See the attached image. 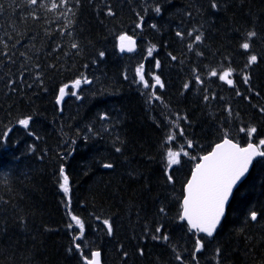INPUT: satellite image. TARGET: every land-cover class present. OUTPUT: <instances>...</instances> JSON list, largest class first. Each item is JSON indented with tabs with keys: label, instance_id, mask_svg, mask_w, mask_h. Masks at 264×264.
I'll return each instance as SVG.
<instances>
[{
	"label": "trees",
	"instance_id": "16d2710c",
	"mask_svg": "<svg viewBox=\"0 0 264 264\" xmlns=\"http://www.w3.org/2000/svg\"><path fill=\"white\" fill-rule=\"evenodd\" d=\"M120 1L67 0L61 5L60 0H38L29 5L27 0H0V264H84L68 228L67 197L59 187L62 165L70 182L71 213L85 225L82 239L75 241L84 256L101 250L103 264H180L175 258L180 254L186 264H196L195 238L179 220L183 187L194 162L225 132L243 144L248 138L239 129L255 126L253 138L264 139V113L259 111L264 107V59L246 69L249 54L239 46L255 29L252 53L264 57V0H218V10L211 8L210 0H137L134 8L129 0L124 6ZM95 2L116 8L117 15L106 14L97 27L80 14L79 27L72 33L62 30L63 17L85 5L93 14ZM139 6L144 17L140 28V18L133 21ZM156 6L161 8L159 15ZM39 18L43 25L61 22L56 30L63 47L57 52L47 48L50 33L35 24ZM177 31L184 33L183 38ZM124 33L138 38V51L132 55L118 53L117 39ZM200 33L202 41L195 42ZM73 43L78 47L72 48ZM153 45L149 57L147 50ZM38 53L46 59L47 72H37ZM141 64L150 85L153 75L164 83L163 89L154 90L159 100L138 82L136 69ZM229 67L234 69L230 78L235 87L209 75ZM30 72L29 78L21 79V73ZM245 74L250 76L248 84ZM81 75L92 83L75 89L79 98L69 95L60 111L59 88ZM104 114L108 118L100 119ZM28 116L32 120L25 128L19 120ZM169 134L174 140L166 143ZM181 146L189 155L182 154L181 163L170 170L174 181L170 183L166 152L169 147L180 151ZM105 163L114 167L104 168ZM169 203L173 205L167 211ZM251 211L258 213L257 221H251ZM106 219L113 226L111 236L102 224ZM158 222L169 241L151 238ZM94 225L101 235L96 233L95 243L84 246ZM203 239L199 264H264V157L235 191L216 236Z\"/></svg>",
	"mask_w": 264,
	"mask_h": 264
},
{
	"label": "snow or ice",
	"instance_id": "6c2138e0",
	"mask_svg": "<svg viewBox=\"0 0 264 264\" xmlns=\"http://www.w3.org/2000/svg\"><path fill=\"white\" fill-rule=\"evenodd\" d=\"M67 2V0H60V4L63 5ZM79 0H77V3ZM29 5H36L38 0H27ZM210 6L213 10H218L220 5L218 0H210ZM52 9H56L58 4L53 2L51 5ZM3 11V5H0V12ZM156 14L161 13V8L156 6L154 8ZM107 15H115L112 8L109 6L107 9ZM190 15V13H189ZM36 18V17H34ZM144 17H140V23L137 24V27L140 28L143 26ZM151 27L155 28L156 25L153 24ZM176 35L178 37L183 38L184 33L177 31ZM188 36H192V33H187ZM258 33L253 29L252 31L247 32L246 38L243 42L240 43V48L248 53L247 62L245 63V68L250 69L254 64H257L259 60L264 59V57H259L256 54L252 53V41L256 38ZM203 37V33L197 34L195 36V42H201ZM119 40V49L121 52H133L136 47V41L132 36L127 34H122L118 37ZM19 43V41H17ZM15 45H13L14 47ZM7 47V44H5ZM78 45L76 43L72 44V48H77ZM189 50H192V44L188 45ZM155 46L149 47L147 50V54L149 57L152 56ZM198 55H202V53H197ZM3 55L7 56V53H3ZM20 55H24L21 53ZM100 57L104 56V52H101ZM11 59V57H9ZM172 59L175 60L176 57L172 56ZM156 67L159 68L160 62L156 60ZM234 69L231 67L224 70L222 73L218 75V72L214 69L209 75L211 77H217L222 82H225L230 87H235L234 80L230 77L233 75ZM137 76L139 77V83L143 84V87L148 89L151 88L152 97L156 100H159L160 97L156 95L155 89L157 86L159 88H164V83L161 81L159 75H153L154 83L149 84L148 80L145 79L144 75V65L141 64L136 69ZM21 78H23V73H21ZM39 79V76H37ZM243 81L245 84H248L250 81V76L245 74L243 76ZM196 82L203 84L200 76H196ZM10 84H14L15 81H10ZM90 84L92 83L87 77L81 75L80 78L75 79L71 85L64 84L59 88V95L57 96L56 103L60 104L65 95L77 96V92L75 89H79L81 84ZM31 87V85H29ZM73 89L70 93L66 90ZM189 85L184 84V88L188 89ZM15 90L14 88L12 89ZM237 95H241V93L237 90ZM259 95V93H257ZM77 98H79L77 96ZM209 96L205 95L204 100L208 101ZM215 99L213 95L211 97ZM247 99V97H245ZM229 116H231V109H227ZM261 113H264V107L259 109ZM108 117L106 114L101 115L100 119L106 120ZM186 119V118H185ZM32 120L31 116L20 119L19 124L27 128ZM240 133H244L248 140L246 146H241L239 141L234 142L233 138H229L227 132H225L222 142L215 145L214 149L210 151L208 154L200 157V162L196 164L194 170L192 171L191 179H189L184 187V194L182 198L181 204V213L179 215V220L181 222H185L188 231L193 235L194 239V248L192 250V261L199 264L197 254L202 252L205 248V241L203 239L204 236L208 238H213L214 234L217 232L218 227L221 225L222 220L226 216L227 206L229 204L230 197L233 194V189L237 186V183L241 180L242 177L248 173L250 166L253 164V160L256 157H264V139H260L258 144L253 143L252 139L254 135L257 133V128L255 126H248L247 128L241 127L239 129ZM6 135V133H5ZM180 135H183V130L181 129ZM174 140V134H169L167 137V142H171ZM73 143H75L73 141ZM194 145L192 141H187V147L192 148ZM116 152H120L121 148L117 147L115 149ZM188 156L189 153L183 150V146H181L180 151H173L171 147L168 148L166 152V161L167 167L165 169V174L167 176V180L171 183L173 181V175L171 174V169L174 165H179L181 163V155ZM195 159V157H192ZM259 162V161H258ZM104 168L111 169L114 167L112 163H105L103 165ZM60 176L62 177V182L59 184L61 191L67 197V207L69 210L70 220L71 222L68 224V228L72 229L73 227L79 228V235L74 236L73 243L77 251L81 252V256L84 260V264H101V253L99 251H92L91 258L83 255V251L81 249V245L79 243H75L76 240H80L83 237V233L85 230L84 222L77 216L71 213V195H70V182L69 177L65 173V169L63 165L60 167ZM165 209L163 207L160 208V212L164 213ZM251 221L258 220V213L256 211H251L249 214ZM99 219V218H98ZM103 224L107 228V233L109 236L113 235V226L109 220H104ZM164 226L158 225L155 227V234L152 235V239L159 241L163 240L165 242L169 241V236L163 233ZM147 231V229H146ZM203 234V235H201ZM72 249H69L71 252ZM139 254L144 255L143 249H139ZM220 254V249H216V257ZM123 255L127 257L128 253L124 252ZM176 260L180 261V264H186L184 258L180 255H176Z\"/></svg>",
	"mask_w": 264,
	"mask_h": 264
},
{
	"label": "bare ground",
	"instance_id": "6f19581e",
	"mask_svg": "<svg viewBox=\"0 0 264 264\" xmlns=\"http://www.w3.org/2000/svg\"><path fill=\"white\" fill-rule=\"evenodd\" d=\"M111 2V1H110ZM126 2H127V0H121L119 3H120V5L121 6H124L125 4H126ZM136 3H137V0H129V4L132 6V8H134L135 6H136ZM143 3V2H142ZM93 5H95V12L93 13V14H91V11H89V9H87V8H84L85 6H83V8H80V11H77L78 13H76V14H69V17L68 18H65V17H63V24H65V26L66 27H64V28H62V30L64 31V30H67V31H69V32H71L72 33V29H73V27H76V26H78L79 27V23H78V20H79V16H80V14L84 17V20H85V18L87 17V18H89L90 19V23H93V24H96V26H97V22L99 21H104V20H106L107 18H106V14H107V8H106V6L105 5H103L102 4V7H101V5L99 4V3H97V2H95ZM143 6H144V3H143ZM143 6H139L138 8H137V10H135V13H133V16H135V19H133V21L135 22V23H137L138 22V20H139V18H140V16H141V7H143ZM112 10L114 11V13L117 15V10H116V8H114V7H112ZM167 10V9H166ZM119 16L121 17V13L119 14ZM127 18V17H126ZM94 21V22H93ZM36 25L38 24L41 28H43L44 29V32L45 31H49V33H50V37H49V40H48V43H47V48H49L50 46H52L53 48H54V50H56V52L60 49V46L61 47H63V44L61 43V40H62V37H61V32L59 33V31L58 30H56V29H59V27L61 26V22L60 21H58V20H54V21H51L48 25H43L42 24V22H41V18H39V21H37L36 23H35ZM41 24V25H40ZM100 25V24H99ZM92 26V25H91ZM95 26V25H94ZM93 26V27H94ZM87 27H89V26H87ZM98 27V26H97ZM100 29H101V27H99ZM94 30V29H93ZM99 30V29H98ZM92 31V30H91ZM97 31V30H96ZM94 32V31H93ZM104 32V31H103ZM91 33V32H90ZM101 33V32H100ZM171 33V32H170ZM89 34V33H88ZM94 33H92V34H90V37H91V35H93ZM103 34H105V32L103 33ZM103 34H100V36L102 35L103 36ZM43 35V34H42ZM95 35V34H94ZM26 36H30L29 34H27ZM99 36V35H98ZM96 37L97 36H95V39H96ZM171 38V37H170ZM92 39V38H91ZM100 39H101V37H100ZM27 40H29V37H27ZM30 41V40H29ZM64 42H67V39L66 40H64ZM95 42V41H94ZM93 42V43H94ZM96 43V42H95ZM110 46V45H109ZM111 47V46H110ZM19 51V50H18ZM180 57H181V55H180ZM42 58V57H41ZM34 63H36L37 64V67H38V71L37 72H47V70H48V68H47V65H46V59H39L38 60V63H37V61H35ZM112 68V67H111ZM81 70V69H80ZM25 72V71H24ZM23 72V73H24ZM36 72V73H37ZM66 73V72H65ZM75 73H76V71H75ZM74 73V74H75ZM78 73V72H77ZM72 75V74H71ZM31 76V72L30 73H27V74H23V78H21L22 80H24V78L25 77H27V78H29ZM50 86V85H49ZM59 86V85H58ZM173 90V89H172ZM51 96H53V95H51ZM170 98H172V97H170ZM90 101V100H89ZM110 102H111V100H109ZM103 103V102H102ZM48 105V104H47ZM121 123V122H120ZM119 123V124H120ZM123 123H124V121H123ZM122 124V123H121ZM100 137V136H99ZM93 143V142H92ZM2 144V143H1ZM171 203H173L172 201H170ZM172 205L173 204H170L169 203V206H167L166 207V210L167 211H169V210H171V208H172ZM169 209V210H168ZM90 221V220H89ZM91 222H89V225H91L90 224ZM94 224V223H93ZM162 224V222H158L157 223V226L158 225H161ZM90 229H91V226H90ZM154 230H155V228H153ZM120 232H121V229H119V231H118V234H117V236L116 237H118L119 236V234H120ZM91 233H92V229H91V231H90V235H91ZM94 233H98V234H100L101 235V233L99 232V230L98 229H96V227H95V225H94ZM103 236V235H102ZM104 238H106L105 236H103ZM114 237H115V235H114ZM102 239V238H101ZM116 239V238H115ZM114 239V240H115ZM103 240V239H102ZM87 241H88V239L87 240H85L84 242H83V245L84 246H86L88 243H87ZM123 241H125V240H123ZM122 241V242H123ZM112 243H110V244H108V247L111 245ZM123 245L124 246H128V247H130L127 243H123ZM94 251H99V252H101V250H94ZM164 251H166V250H164ZM107 253H109L108 252V249H107V251H106ZM102 253V252H101ZM134 261H135V259H134ZM137 264V263H136Z\"/></svg>",
	"mask_w": 264,
	"mask_h": 264
},
{
	"label": "water",
	"instance_id": "95a60500",
	"mask_svg": "<svg viewBox=\"0 0 264 264\" xmlns=\"http://www.w3.org/2000/svg\"><path fill=\"white\" fill-rule=\"evenodd\" d=\"M133 39L136 41V47H135V50L133 51V52H135L136 49H137V40H136L134 37H133ZM118 49H119V40H118ZM119 52H120L121 54H123V53H126V54L133 53V52H127V51H125V52H121L120 49H119ZM214 147H215V146H214ZM213 149H214V148H213ZM213 149H212V150H213ZM256 158H257V157H256ZM256 158H254V160H255ZM254 160H253V162H254ZM252 165H253V164H252ZM252 165L250 166L249 170L251 169ZM193 170H194V169H193ZM248 172H249V171H248ZM247 174H248V173H246L245 176L242 177L241 180L237 183V186L233 189V193H234V191L237 189V187L242 183V181L246 178ZM191 175H192V173H191ZM189 179H191V176H190ZM232 195H233V194H232ZM231 197H232V196H231ZM231 197H230V199H231ZM229 201H230V200H229Z\"/></svg>",
	"mask_w": 264,
	"mask_h": 264
},
{
	"label": "rangeland",
	"instance_id": "374dc122",
	"mask_svg": "<svg viewBox=\"0 0 264 264\" xmlns=\"http://www.w3.org/2000/svg\"><path fill=\"white\" fill-rule=\"evenodd\" d=\"M38 55H40V56H37V57H40V59H41V54L40 53H38ZM35 56V55H34ZM100 234H98L97 233V236H99ZM96 233H93L92 235H91V239H89L88 241H87V243H89V244H94L95 243V239H96Z\"/></svg>",
	"mask_w": 264,
	"mask_h": 264
}]
</instances>
